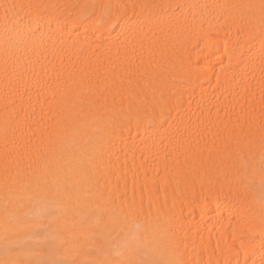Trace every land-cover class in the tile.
Masks as SVG:
<instances>
[{
	"label": "bare ground",
	"instance_id": "1",
	"mask_svg": "<svg viewBox=\"0 0 264 264\" xmlns=\"http://www.w3.org/2000/svg\"><path fill=\"white\" fill-rule=\"evenodd\" d=\"M0 264H264V0H0Z\"/></svg>",
	"mask_w": 264,
	"mask_h": 264
}]
</instances>
